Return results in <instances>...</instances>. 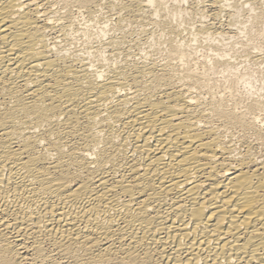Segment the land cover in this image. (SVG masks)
<instances>
[{"label":"bare ground","instance_id":"obj_1","mask_svg":"<svg viewBox=\"0 0 264 264\" xmlns=\"http://www.w3.org/2000/svg\"><path fill=\"white\" fill-rule=\"evenodd\" d=\"M185 1L0 0V264H264V0Z\"/></svg>","mask_w":264,"mask_h":264},{"label":"rangeland","instance_id":"obj_2","mask_svg":"<svg viewBox=\"0 0 264 264\" xmlns=\"http://www.w3.org/2000/svg\"><path fill=\"white\" fill-rule=\"evenodd\" d=\"M101 1H102L101 3H104L103 2L104 0H101ZM117 1H119V0H115V2H117ZM196 1L199 3V2H201L203 0H192V2L189 0L187 2L185 1L183 4L185 6H187V5L190 6V5H192V3H197ZM234 1L235 2H241L243 0H224L225 4H227L226 7L227 8L229 7V9H233L229 5H232L231 3H234ZM115 10H113V12H112L110 9L108 11V8H104L103 11L102 10L100 12L98 11L97 13L93 14L91 17H89V16H87L85 14V16H83V17L80 18L81 19V21H80L81 23H83V24H86L87 23L86 25H89L90 26L89 27L90 28L89 30L93 34V36L96 34L95 37H93L94 38L93 40H95V41L98 40V41L94 42L95 45L101 44V41L103 42V40H106V37H107V36L106 37H103L104 36L103 34L100 35V36H98L97 31H99V29L101 28V26L102 27H105L106 26V29H108L107 33L109 35L111 33H113L115 35H117V34L119 35L120 34L121 30H119V29H116L115 30L114 29V26H115V23H116V20H117V15H116V11ZM248 13H249V8H248V6H245L244 10L241 11V14L238 17V20H235L234 21V22L237 23V26L238 27H241L242 25L245 24L244 21L246 20ZM222 17H223L222 18L223 21H226L227 20V17H225V16H222ZM195 18H196V20H195ZM197 18H199V15H197L196 17H194V19H193L194 23L196 21L198 22V19ZM81 26L84 27L85 25H81ZM137 26L138 25H134L133 24L131 26L128 25V27H127V35L129 36V38H131L130 40H132L134 38L135 39V42L138 43V46H136L137 48L135 50L138 51L139 49L141 50V49L144 48L145 49L144 50V53H143V50L140 51V52H142L141 53L142 55L143 54L145 55V53L147 51H150V50L153 52V48L149 47L150 44H149V42L146 39L149 34H147V32H146L145 35H143V33H144L143 32L144 29H142L143 27L141 25H139L138 27ZM147 26L148 27H146V29L144 31H146L147 29L150 30V28H152V25L151 24L150 25L148 24ZM234 28H235V26H234ZM230 35H233V33H230ZM97 36H98V38H97ZM239 36H240V33H237V34H235V37L234 38L227 39L224 42H230L232 44L231 45L230 52L233 55V57L235 58V59L232 58V59H234L233 62L238 67V70H239L238 72L241 73V74H244V77L247 78V80L250 81L251 86H252V87H250V90L252 91V93L253 94L255 93L257 96L259 94H262V93L264 94V54H263L264 51L261 52V51H259V49L256 50L253 47L249 51H246V47L242 46L243 44L240 42ZM81 38L82 37H78V39H79L78 42L79 43H76V48L79 49V47H80V48L83 49V48L87 47L88 45H92L93 44V43H90V44L87 43V45H86V42L84 44H82L84 42L83 40L85 39V37L83 38V40ZM77 44H79V45H77ZM204 44H205V50H204V48H202V49L205 51L206 54H209V53L212 54V53H214V52L217 51L216 50L217 47L214 45L215 44L214 41H212V40H206L204 42ZM139 46H141V47H139ZM221 48H223V47H220V49ZM102 50H104V49H103V46L101 45V51ZM83 51L85 52V54H87V50H85V49L81 50V52H83ZM254 52H258L257 57L252 56V55L255 54ZM218 76H219V78H221V75L220 74ZM240 89L242 91H245L243 86H240ZM251 139L254 140L253 141V144L255 142V144H254L255 150L258 148L257 149L258 151H255V152L257 153V155L260 158L261 157L263 158V155H264V140L257 139L256 137H254V138L251 137ZM259 140H260V142H259Z\"/></svg>","mask_w":264,"mask_h":264}]
</instances>
